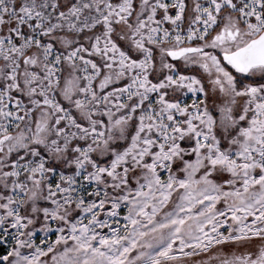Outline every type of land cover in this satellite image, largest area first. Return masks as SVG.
I'll return each instance as SVG.
<instances>
[{"label":"snow or ice","instance_id":"snow-or-ice-1","mask_svg":"<svg viewBox=\"0 0 264 264\" xmlns=\"http://www.w3.org/2000/svg\"><path fill=\"white\" fill-rule=\"evenodd\" d=\"M0 264H264V0H0Z\"/></svg>","mask_w":264,"mask_h":264}]
</instances>
